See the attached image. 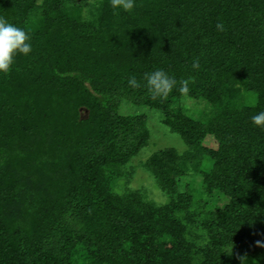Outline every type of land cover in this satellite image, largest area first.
<instances>
[{
  "label": "trees",
  "instance_id": "1",
  "mask_svg": "<svg viewBox=\"0 0 264 264\" xmlns=\"http://www.w3.org/2000/svg\"><path fill=\"white\" fill-rule=\"evenodd\" d=\"M0 17L33 45L0 75V264H264V130L252 123L264 0H136L130 13L0 0ZM158 69L189 92L155 96L145 75ZM183 96L211 106L203 121L175 107ZM122 100L161 112L188 148L143 164L165 204L113 190L150 136L144 114L118 113ZM215 192L228 203L208 210Z\"/></svg>",
  "mask_w": 264,
  "mask_h": 264
},
{
  "label": "rangeland",
  "instance_id": "2",
  "mask_svg": "<svg viewBox=\"0 0 264 264\" xmlns=\"http://www.w3.org/2000/svg\"><path fill=\"white\" fill-rule=\"evenodd\" d=\"M175 107H180L184 114L197 121H203L205 113L209 112L211 106L204 100H195L187 96H183L175 103ZM118 113L121 115L144 114L147 118V127L149 131V141L146 147L129 162L123 169V177L115 182L114 191L123 193L127 189L141 190L145 196L157 204H165L168 197L163 194L151 175L145 170L143 164L148 157L161 149L172 148L178 153L185 152L188 148L184 141L176 134L170 133L169 130L162 125L160 119L161 112L149 109L143 106L133 105L125 100L121 101ZM203 146L215 149L216 142L212 137H207ZM199 179H197V187H199ZM186 180L179 182V188L184 190ZM228 203V199L220 193H213L207 205L208 210L223 208Z\"/></svg>",
  "mask_w": 264,
  "mask_h": 264
},
{
  "label": "clouds",
  "instance_id": "3",
  "mask_svg": "<svg viewBox=\"0 0 264 264\" xmlns=\"http://www.w3.org/2000/svg\"><path fill=\"white\" fill-rule=\"evenodd\" d=\"M113 9L123 12H132L136 7V0H111ZM217 31L223 32L225 26L223 22L216 24ZM33 50L30 34L23 28L9 23L3 17H0V75L9 74L19 55L28 56ZM192 68H199V61H194ZM147 87L155 96L165 98L173 92L179 84V92L187 94L189 92L188 81H177L169 76L164 70L158 69L145 75ZM128 84L132 88H139L140 83L135 76H130ZM254 126L264 130V111L252 117ZM264 246V245H261Z\"/></svg>",
  "mask_w": 264,
  "mask_h": 264
}]
</instances>
